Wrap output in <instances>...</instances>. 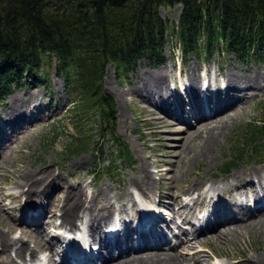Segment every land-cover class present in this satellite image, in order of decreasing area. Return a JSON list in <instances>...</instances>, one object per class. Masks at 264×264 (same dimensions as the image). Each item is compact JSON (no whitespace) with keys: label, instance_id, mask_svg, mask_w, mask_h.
<instances>
[{"label":"rangeland","instance_id":"obj_1","mask_svg":"<svg viewBox=\"0 0 264 264\" xmlns=\"http://www.w3.org/2000/svg\"><path fill=\"white\" fill-rule=\"evenodd\" d=\"M180 11L179 3L173 6H160L158 9L160 17L165 20L168 28L177 23ZM176 42L173 38L165 44L160 62L154 63L147 58H142L124 77H118L111 64L106 65L103 89L114 97L117 111L116 129L128 144L133 155L131 161L117 160L115 170H111L110 173H102V168L109 163L112 155L111 138L109 134L97 136L98 121L93 124L91 142L87 144L86 148L78 153L65 156L63 149L65 150L67 144L74 140L71 134H78L76 128L71 126L74 120L68 113L70 97L64 78L54 69L51 70L48 81L26 82L23 86L15 88L0 102V154L3 153L0 158V206L2 207L0 225L2 226L1 223L14 225L11 228L12 231L9 232L10 235L21 239L27 237L28 241L25 243H29V248H34L31 245L38 238L39 231L36 236H31V227L25 223V219L22 222L20 218L25 216V207L38 204L37 198L42 197L45 200L44 195L52 193V189L42 192L43 189L40 191L42 195H39L36 188L34 193L37 192V194L31 195L28 182L25 183L21 179L27 178L26 176L29 177L31 174L38 175V179H41L42 172L47 170L50 173H55L54 177L59 181L52 186L53 190H56L55 192L59 191L62 185L60 179H62L65 183L67 182L65 185H68L69 192L80 187L83 194H93L98 191L99 195L103 196L100 191L110 189L112 192L123 195L129 193V190L133 188L140 189V187L130 185V182L133 176L139 174L143 163L146 162L154 180L151 194L156 191L155 194H157L163 189L164 197L160 200L162 203L168 202L169 223L177 228L189 224L183 222V214L180 215L181 223L173 222L174 218L177 219L176 212L180 208L176 202L182 200L181 197L174 200V190L184 192L197 179H200L202 184L208 183L209 185L212 184L211 180H215L226 186L227 194L217 193L213 190L212 193L205 192L191 207L187 208L190 211L194 208L196 213H198L199 206L210 209L212 203L214 207L217 205L229 206L228 203L233 201L229 197L230 192H233L231 194L233 197L235 191L237 195H244L246 183H242V181L245 178L230 183H228V179L231 174L242 169L263 165L264 161L260 159V153L255 154L252 149L246 147V152L235 162V165L231 166L228 171L223 170V167L227 161L233 158V148L237 144L242 145L243 129L249 121L261 116L260 104L264 101V63L256 57L239 59L233 52L226 50H220L207 57L204 54L201 55L203 57H200L196 52L184 54L183 49ZM158 70L164 73L165 81L169 83L168 98L160 99L158 102L167 108L172 105L171 114L173 115L160 110L154 103L147 101L141 92L136 91L141 83L157 75ZM231 72L237 74L257 73L258 87L255 89L233 88L234 86L227 83V74ZM196 77L200 78L199 89L203 78L206 79L204 83L209 88L208 91L200 92L201 95L197 93L199 91L193 89L191 84L193 78ZM166 82L165 84H167ZM29 92L34 93L35 96L29 97ZM21 96L26 98L25 108L30 112L23 109L21 116L8 118L6 113L12 110V100ZM199 96L202 99L209 96L212 99H218L216 105L207 109L211 112L218 111V113L210 118H199L204 111L203 108H196L195 110L198 111L195 114L191 107L199 103ZM178 108L188 109L191 115L187 116L186 113L183 115L181 110L179 112L176 110ZM147 112L150 113V116H146ZM218 116L225 118L227 124L217 134V141L212 149L207 150L206 153L201 152L200 157L192 162L187 161L189 155H184L189 164L182 163L180 165L178 155L172 153L174 146H171L170 142L174 141V144L183 141L188 130L193 133L199 125L198 127L202 129L201 133L205 137L201 136L196 139L194 148L201 151L207 139L206 130L216 123L215 117ZM91 122L92 120L88 121L82 130L88 132L87 126ZM62 124H66L65 128L62 127ZM260 141L264 145V138ZM99 147H101V152H99ZM156 165L160 166L161 178L163 177L161 180L157 179L159 173L155 172ZM92 171H95V174ZM17 183L23 188L17 187ZM62 191L63 193L59 192L56 195L64 197L66 191L63 188ZM151 196L137 199L138 204L146 202ZM66 199L65 201L69 202L72 197L67 194ZM245 199L243 196V200ZM193 200L194 198L189 199V203L191 204ZM53 204H50L53 206V210L59 213L61 218L64 217L63 220L67 219L65 213H60ZM59 204L60 202L57 205L59 206ZM236 204L242 205V202L237 201ZM231 206L235 208L234 205ZM140 207L142 208L141 205H138L136 212L140 213ZM68 209L69 207L66 212ZM199 210L202 209L199 208ZM134 211L133 208L130 210L131 213ZM239 212L231 211V216L224 217L227 221L217 222L215 225L208 226L206 232L190 237L191 244L189 246L185 245L186 240L180 242L183 247L177 246L178 253H183L191 259L195 252L203 251L206 256H202V258L208 257L210 264H239L244 260L245 255L264 258V224L260 225L261 222L258 220L259 217H264V212L256 214L251 208L247 212ZM188 214H191L190 218L194 216L193 212ZM200 214L202 213L200 212ZM56 217H52V220H60L59 217ZM74 218L73 216L72 219ZM233 220H237L239 223L236 224L237 222ZM247 223L250 225L247 226ZM230 228H235L234 230L238 231L235 235L236 238L231 237L230 234L224 235ZM218 231L224 233L223 238L220 235L217 236ZM174 249L170 248L169 250ZM20 257L23 259L22 255ZM0 258L3 257L0 256Z\"/></svg>","mask_w":264,"mask_h":264},{"label":"trees","instance_id":"obj_2","mask_svg":"<svg viewBox=\"0 0 264 264\" xmlns=\"http://www.w3.org/2000/svg\"><path fill=\"white\" fill-rule=\"evenodd\" d=\"M176 3L178 21L168 28L158 9ZM173 38L184 54L207 57L226 50L264 63V0H0V102L26 82L48 81L54 69L64 78L78 134H71L65 156L86 148L98 121L97 136L111 138L112 155L102 168L110 173L118 159L131 161L133 155L116 129L114 97L103 89L106 65L118 77L127 76L142 58L160 62ZM260 113L243 129V143L233 148L223 170L246 147L264 159V101ZM91 120L88 132L82 130Z\"/></svg>","mask_w":264,"mask_h":264},{"label":"bare ground","instance_id":"obj_3","mask_svg":"<svg viewBox=\"0 0 264 264\" xmlns=\"http://www.w3.org/2000/svg\"><path fill=\"white\" fill-rule=\"evenodd\" d=\"M156 73L157 75H154L151 77V79H148L146 82L141 83L139 87L136 89V91L141 92L143 94L144 98L147 101H151L154 103L156 106L159 107L160 110L162 111H167L170 115L173 110V106L171 105L170 108H167L166 106H163L161 103L158 101L160 99H166L168 98V84L165 81L164 78V73L161 70H158ZM227 83L229 85L235 87H239L240 89H255L259 85V77L257 73H250V74H237L234 72L228 73L227 74ZM165 82L167 84H165ZM199 82L200 78L196 77L193 78L191 81V84L193 86V89L195 88L198 94L202 91L199 89ZM185 89V87H184ZM209 88H206L204 91H208ZM241 91V90H240ZM167 92V93H166ZM201 95V94H200ZM28 96H35L34 93L29 92ZM215 97V96H214ZM201 99V98H200ZM218 99H212L210 96L206 97V99H201L199 100V103L196 104V108H203V113L199 116L201 119H206L210 118L214 114L218 113V111L211 112L207 110L210 106H214L217 104ZM12 110L8 111L6 115L8 118H16L21 116L23 109L26 110V112H30V110H27L26 104L27 100L24 98V96L14 98L12 100ZM192 107V106H191ZM181 110V113L184 115L185 114V108H178L176 109ZM220 111V110H219ZM146 116H150V113L147 112ZM215 124L210 126L209 129L206 130V141L204 142V145L202 146L203 148L198 150L197 148H194L196 144H194L199 137L203 136L202 129L197 126L196 130L193 133H190L189 130L185 134L183 141H178L173 144L174 141L170 142L171 146H174V149L172 150V153L178 155V162L180 161V165L182 163L184 164H189L188 162L196 161L200 157L201 152H205L207 150L212 149L214 143L217 141V134L226 126L227 121L225 118L218 116L215 117ZM157 121V120H155ZM161 122V121H157ZM210 123V122H209ZM229 123V122H228ZM158 124V123H155ZM153 125V124H152ZM171 136V135H170ZM205 137V136H203ZM174 138V137H173ZM179 149V150H178ZM4 152V151H3ZM3 153L0 154V158H2ZM175 155V157H176ZM184 155H189L188 156V162L185 159ZM193 159V160H191ZM5 161V158L3 159V162ZM194 163V162H193ZM4 167V166H3ZM162 167V166H161ZM160 166L156 165V170L155 172L159 173V177L157 176V179H163L161 178L160 174ZM41 172V171H40ZM39 172V173H40ZM43 176L41 179H38V175L32 176L30 175L29 177L26 176L27 178L21 179L26 183L28 182V188L31 193H34V190L37 188V191L40 194V191L44 189L45 192L46 189H52V193L45 194L44 197L46 198L45 200L40 197L37 198L40 202H43V208L42 211H44V215H46L48 212L51 217H54L57 215V212L53 210V206H50V204H55V207L58 209V211L64 215L67 216L68 220H71L72 217L74 216L75 218L73 219V222L79 220H84V224L86 225V228L84 227L83 230H81L80 234V239L78 236L76 237L77 239L80 240V243L83 242V237H87L86 240L89 242L91 240L96 241L98 237L101 240L102 246L104 248L103 252L99 254V258L102 263L104 264H208L209 263V258L208 257H203L206 256V253L203 251H198L195 252L194 256L190 259L183 253H178V249H175L173 251H168L164 249H159V248H164L163 246H166L168 241H170L171 237L175 238V234L177 232L180 233V235L177 236L178 243L186 240V246H189L191 243L190 236L188 233H192L193 236L204 233L207 231L208 226L215 225L217 222H225L227 221L224 219L225 216H231V205H234L238 211H249L251 208L252 211H254L256 214H262L264 212V164L259 165V166H253L249 169H242L239 172H235L234 174H231L230 179H228V183L240 179H244L242 183H246L245 189H244V195H237L236 191L234 193V197L231 195L233 192H230L231 194L229 197L233 199V201L229 202V206H218L214 208L213 214H215L214 219L215 222L213 223L212 221L209 220H204L203 222H196V219L198 218L199 214L196 213L195 209L187 210L188 205L187 203L182 199V196H190L195 190L198 191V194L201 195V187L202 182L200 179H197L194 183H192L189 187L186 188V190L181 193L177 192L174 190V200L178 197H181V201H177L176 203L180 205V208L177 213V219H173V222L179 221L181 223L182 217L180 215L183 214V222L188 223L186 227H182V225L178 228V230H174L173 232H169L168 234H165L163 232H158V226L159 223L155 220L151 221L147 227L145 226H140L137 232L138 238L135 240L132 236V231L131 230H126L124 232L123 237L120 236L118 231L113 232V228L107 227L108 224L111 222L112 217L111 215L116 212L120 216L121 222H124V216L126 214H129V208H137L138 202L137 199H143L145 197L151 196L152 192V185H153V176L152 173L149 169L148 164L145 162L142 165L141 170L139 171V174L137 176H133L132 180L130 182V185L134 187H140L139 190H136L135 188L129 190V193H124L123 195H119L115 192H112L110 189H103L100 191V193L103 194L99 195V192H94L89 193V194H83V191H80V187H77V189L71 190L69 192L68 190V185L67 182L61 180V186L59 191L55 192L56 190H53L52 186L53 184L58 183L59 181L56 180L55 173H50L49 170L43 171L42 172ZM155 176V175H154ZM54 178V180H53ZM222 181V180H221ZM212 184H209V190H216L217 193L219 192H224L227 194V191L225 190L226 186L219 185L218 182L215 180H211ZM162 183V182H161ZM64 184V185H63ZM202 184V185H201ZM17 187L23 188L20 184L17 183ZM62 188L64 191H66L67 188V193L65 192V196L61 197L56 195L57 193L62 191ZM123 189V188H122ZM170 189V187H169ZM119 190V189H118ZM126 191V190H125ZM157 192V191H156ZM155 192V193H156ZM87 193V192H86ZM153 193V194H155ZM69 194L72 197V201L70 200L69 202H66V196ZM170 195V193L168 192ZM158 196V195H157ZM167 196V195H166ZM243 196L247 199H253L254 205L250 206L245 203V200H243ZM164 197V192L163 189L159 192V203L162 204L165 207V210L162 209V215L163 212L165 214L169 215L170 213L168 212L169 204L167 201L162 203L160 198ZM242 197V198H241ZM63 198V200H62ZM153 200L154 204L156 203V200ZM63 201V202H62ZM65 201V202H64ZM237 201L242 202V205L236 204ZM58 202H60L59 206L57 205ZM234 203V204H231ZM53 204V205H54ZM141 204V203H140ZM245 205V206H244ZM255 208H252L254 207ZM67 207H69L68 212ZM155 207V205H154ZM156 208V207H155ZM204 212L205 211L204 207H200ZM0 211H2V207L0 206ZM41 212V211H40ZM167 212V213H166ZM190 212L194 213L193 217H189L191 214H188ZM1 213V212H0ZM24 214V213H23ZM68 214V215H67ZM60 214H58L59 216ZM161 216V215H160ZM165 217V216H164ZM259 217V216H258ZM64 218V217H63ZM132 218V216H131ZM35 220H41L40 217L35 216ZM170 219V218H169ZM231 219V217H230ZM229 219V220H230ZM228 220V221H229ZM261 224H264V217H259L258 219ZM51 220L44 221L47 225L50 223ZM198 221H200L198 219ZM239 222L237 220H233ZM256 221V220H255ZM169 224V221H167ZM254 222V221H253ZM251 222V223H253ZM60 223V222H59ZM67 221L65 220L62 225L66 226ZM2 226L0 225V256L3 258H0V263L1 264H23L26 262L27 259H31L34 256V252L36 251V247L34 248H29V243H25L27 237L24 239L14 237L12 234L10 235L9 232H11V228H13L14 225L9 224H3L1 223ZM61 225V226H62ZM75 225V224H74ZM246 225V224H245ZM250 223H247V226H249ZM72 228V227H71ZM212 228V227H211ZM80 229V228H79ZM78 229V230H79ZM235 228H230V230H227V232L220 233L218 231L216 234L217 236H221L222 238L227 236V234L231 235V237H235L236 233H238L237 230H234ZM45 227H42L40 229L38 238L35 239V242H45V245H43V248H45L46 244L48 246H52V240L46 236L45 232ZM85 233V234H84ZM224 234V235H223ZM30 237V236H29ZM226 238V237H225ZM230 238V237H229ZM228 238V239H229ZM236 238V237H235ZM20 239V240H19ZM82 240V241H81ZM15 244L16 249L13 251L14 247H12ZM83 244V243H82ZM51 248L49 247L48 254L46 256V264L50 263L49 261H53L56 263L55 259V253H51ZM128 250H137L135 253H130L127 256L119 258V256H123V253H126ZM20 255L23 256V259H21ZM81 257H76L75 262L73 264H80L77 263ZM89 259V258H88ZM22 260V261H21ZM91 262L94 263V259H91ZM85 264H90L89 261ZM228 264H234V263H228ZM239 264H264V258L261 256H249L245 255V258L243 261H241Z\"/></svg>","mask_w":264,"mask_h":264}]
</instances>
